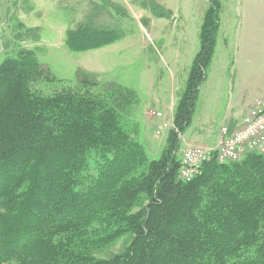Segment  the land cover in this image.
<instances>
[{
    "label": "trees",
    "instance_id": "1",
    "mask_svg": "<svg viewBox=\"0 0 264 264\" xmlns=\"http://www.w3.org/2000/svg\"><path fill=\"white\" fill-rule=\"evenodd\" d=\"M222 10L221 0H208L159 158L126 122L139 102L133 88L89 73L48 92L40 82L64 80L34 49L1 62L0 264H264V151L233 162L214 153L192 179L179 174ZM123 36L85 21L65 41L84 52ZM127 234L120 252L96 255Z\"/></svg>",
    "mask_w": 264,
    "mask_h": 264
},
{
    "label": "rangeland",
    "instance_id": "2",
    "mask_svg": "<svg viewBox=\"0 0 264 264\" xmlns=\"http://www.w3.org/2000/svg\"><path fill=\"white\" fill-rule=\"evenodd\" d=\"M221 2L222 32L207 69L209 80L205 87L202 84V92L200 88L192 122L182 135L179 156L188 144L215 146L221 128L229 126L224 119L229 102L227 86L219 102L214 103L222 73L216 59L229 30L227 0ZM207 7L208 0H0V64L27 47L37 52L58 80H64L40 82L44 91L73 85L77 75L89 73L100 81L133 88L139 102L128 113L126 122L130 129L138 131V140L150 158H159L167 144L169 128L161 129L159 134L156 131L163 121L173 122L200 49ZM85 21L115 29L124 36L102 48L72 51L65 41L67 30ZM153 111H161L163 116H153ZM128 240L131 234L96 255L109 257L118 253Z\"/></svg>",
    "mask_w": 264,
    "mask_h": 264
},
{
    "label": "crops",
    "instance_id": "3",
    "mask_svg": "<svg viewBox=\"0 0 264 264\" xmlns=\"http://www.w3.org/2000/svg\"><path fill=\"white\" fill-rule=\"evenodd\" d=\"M227 8L229 30L216 59L222 73L214 103L219 102L227 86L229 102L224 119L234 128L256 100L264 101V0H227ZM221 32L220 24L218 39Z\"/></svg>",
    "mask_w": 264,
    "mask_h": 264
},
{
    "label": "built area",
    "instance_id": "4",
    "mask_svg": "<svg viewBox=\"0 0 264 264\" xmlns=\"http://www.w3.org/2000/svg\"><path fill=\"white\" fill-rule=\"evenodd\" d=\"M153 116L162 117L161 111H153ZM173 121V120H172ZM172 124L163 121L161 128H169ZM160 133V130L157 131ZM264 151V101L256 100L246 111L243 119L236 127L224 125L220 131V143L215 148L188 145L182 150L180 177L192 179L203 161L216 153L220 162L242 160L250 152Z\"/></svg>",
    "mask_w": 264,
    "mask_h": 264
},
{
    "label": "bare ground",
    "instance_id": "5",
    "mask_svg": "<svg viewBox=\"0 0 264 264\" xmlns=\"http://www.w3.org/2000/svg\"><path fill=\"white\" fill-rule=\"evenodd\" d=\"M219 143H220V138L218 139V142H217L216 146L219 145ZM216 146H215V147H216ZM215 147H212V146L209 147V146H208V147H206V148H215Z\"/></svg>",
    "mask_w": 264,
    "mask_h": 264
}]
</instances>
